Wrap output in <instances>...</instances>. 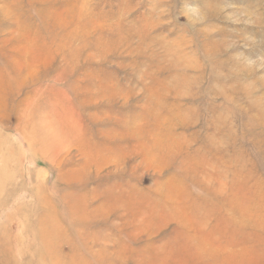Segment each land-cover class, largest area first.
Returning a JSON list of instances; mask_svg holds the SVG:
<instances>
[{
	"label": "rangeland",
	"instance_id": "374dc122",
	"mask_svg": "<svg viewBox=\"0 0 264 264\" xmlns=\"http://www.w3.org/2000/svg\"><path fill=\"white\" fill-rule=\"evenodd\" d=\"M0 264H264V0H0Z\"/></svg>",
	"mask_w": 264,
	"mask_h": 264
}]
</instances>
